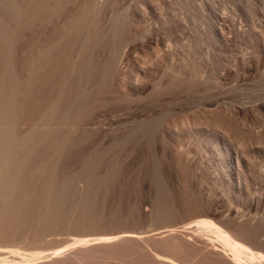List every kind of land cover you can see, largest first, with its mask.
<instances>
[{
  "label": "rangeland",
  "instance_id": "obj_1",
  "mask_svg": "<svg viewBox=\"0 0 264 264\" xmlns=\"http://www.w3.org/2000/svg\"><path fill=\"white\" fill-rule=\"evenodd\" d=\"M263 168L264 0H0V264L264 252Z\"/></svg>",
  "mask_w": 264,
  "mask_h": 264
},
{
  "label": "bare ground",
  "instance_id": "obj_2",
  "mask_svg": "<svg viewBox=\"0 0 264 264\" xmlns=\"http://www.w3.org/2000/svg\"><path fill=\"white\" fill-rule=\"evenodd\" d=\"M196 227L202 233V234H199V237H201L202 244H203L201 247H199L200 251L198 250V252H200L201 254L199 261L203 260L204 258L209 262V264H264V252L263 251L253 248V246H250V244L247 243V240L244 241L242 240V238L240 239L239 238L240 236L239 237L236 236L234 233L228 230V228H225L219 223L213 221L212 219L207 218V219L200 220L196 222ZM145 237L143 235L141 237L140 235L138 236L137 234H133V235H128L126 239L134 241L135 243H138L139 245L141 241L146 239ZM112 239H113L112 237H107V238L101 239L100 242L103 244H108L114 241ZM95 241L96 240L77 239L73 241L74 243L73 247L75 248V247L85 246L86 244L90 242H95ZM68 249L69 248H67V250ZM64 251L66 250H63V251L60 250V252L56 251L57 253L55 252L54 254L61 255V253H63ZM11 253L13 254L15 252H10V254ZM17 254L18 256H21L20 261L23 262L24 264H28L32 262L33 260L38 261L39 258L40 259L44 257L47 258V256L40 255V254H37L35 256L34 255L26 256V255L19 254V253ZM51 254L53 253H50V255L49 254L47 255L51 257L52 256ZM1 255H4V253H2ZM150 257L152 258L153 262H155L154 261L155 256L150 255ZM177 258L179 260V257ZM192 258H195V257H192ZM197 258H199V254H197ZM187 259H188V256H187ZM156 260L158 264H195L194 262H191L192 260L188 261L189 259L188 260L185 259V261L187 262H182L183 259L178 261L176 258L169 259V258L164 257V259H161L159 257H156Z\"/></svg>",
  "mask_w": 264,
  "mask_h": 264
}]
</instances>
